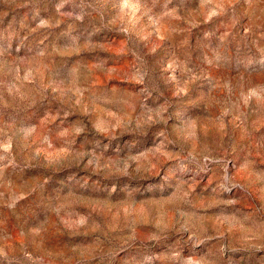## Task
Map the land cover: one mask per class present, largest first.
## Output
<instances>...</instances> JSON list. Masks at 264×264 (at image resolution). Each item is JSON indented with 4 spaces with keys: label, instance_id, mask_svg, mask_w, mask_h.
<instances>
[{
    "label": "rangeland",
    "instance_id": "rangeland-1",
    "mask_svg": "<svg viewBox=\"0 0 264 264\" xmlns=\"http://www.w3.org/2000/svg\"><path fill=\"white\" fill-rule=\"evenodd\" d=\"M0 264H264V0H0Z\"/></svg>",
    "mask_w": 264,
    "mask_h": 264
}]
</instances>
